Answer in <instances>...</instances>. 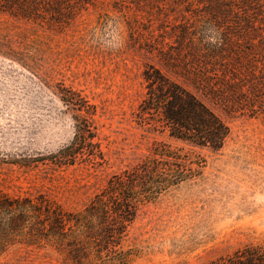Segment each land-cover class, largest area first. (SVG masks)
Here are the masks:
<instances>
[{
  "label": "rangeland",
  "instance_id": "rangeland-1",
  "mask_svg": "<svg viewBox=\"0 0 264 264\" xmlns=\"http://www.w3.org/2000/svg\"><path fill=\"white\" fill-rule=\"evenodd\" d=\"M238 0H0V197L81 211L158 143L202 160L199 173L141 204L124 264H211L264 243V12ZM195 94L229 127L212 152L142 121L145 67ZM87 101L78 111L62 97ZM87 118L102 159L51 157ZM16 233L0 264H70Z\"/></svg>",
  "mask_w": 264,
  "mask_h": 264
},
{
  "label": "trees",
  "instance_id": "trees-1",
  "mask_svg": "<svg viewBox=\"0 0 264 264\" xmlns=\"http://www.w3.org/2000/svg\"><path fill=\"white\" fill-rule=\"evenodd\" d=\"M238 2L264 9V0ZM142 77L146 82L138 106L142 121L191 147L212 152L223 147L229 127L195 94L152 66L144 68ZM62 100L74 110L87 107V101L74 92ZM75 129L73 140L51 160L68 165L78 159L90 163L102 159L90 121L76 119ZM201 166L202 160L185 155L180 148L158 143L139 164L113 175L81 211H64L43 197L36 201L0 197V254L16 233H27L28 244L50 242L70 264H124L127 254L120 248L121 241L139 206L192 179ZM211 264H264V243L246 245Z\"/></svg>",
  "mask_w": 264,
  "mask_h": 264
}]
</instances>
